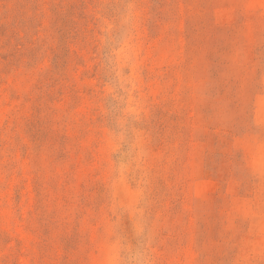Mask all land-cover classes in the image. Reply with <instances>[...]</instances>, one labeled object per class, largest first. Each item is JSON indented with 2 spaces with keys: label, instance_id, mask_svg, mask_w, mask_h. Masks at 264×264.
Here are the masks:
<instances>
[{
  "label": "rangeland",
  "instance_id": "1",
  "mask_svg": "<svg viewBox=\"0 0 264 264\" xmlns=\"http://www.w3.org/2000/svg\"><path fill=\"white\" fill-rule=\"evenodd\" d=\"M0 264H264V0H0Z\"/></svg>",
  "mask_w": 264,
  "mask_h": 264
}]
</instances>
